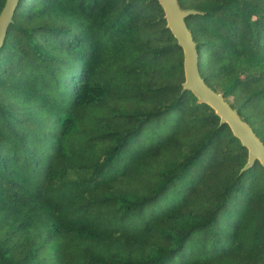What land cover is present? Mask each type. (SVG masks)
<instances>
[{
	"label": "trees",
	"instance_id": "1",
	"mask_svg": "<svg viewBox=\"0 0 264 264\" xmlns=\"http://www.w3.org/2000/svg\"><path fill=\"white\" fill-rule=\"evenodd\" d=\"M178 2L202 77L264 142V0ZM184 61L159 0H20L0 264H264V165L184 88Z\"/></svg>",
	"mask_w": 264,
	"mask_h": 264
},
{
	"label": "water",
	"instance_id": "2",
	"mask_svg": "<svg viewBox=\"0 0 264 264\" xmlns=\"http://www.w3.org/2000/svg\"><path fill=\"white\" fill-rule=\"evenodd\" d=\"M159 1L165 10L168 27L184 50L186 77L184 88L193 91L201 102L209 104L220 116L221 122L229 124L234 134L249 149V163L246 168L251 167L257 159L264 165V142L224 95L212 89L201 75L197 43L186 22V18L197 11L183 10L178 0ZM19 3L20 0H6L0 13V49L5 43L8 28L13 22Z\"/></svg>",
	"mask_w": 264,
	"mask_h": 264
}]
</instances>
